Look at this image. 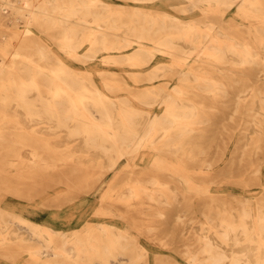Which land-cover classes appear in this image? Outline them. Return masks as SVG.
I'll return each instance as SVG.
<instances>
[{"label":"bare ground","instance_id":"bare-ground-1","mask_svg":"<svg viewBox=\"0 0 264 264\" xmlns=\"http://www.w3.org/2000/svg\"><path fill=\"white\" fill-rule=\"evenodd\" d=\"M238 1L239 10L249 19L241 28L233 20L224 21L223 14L217 12L215 21L173 17L168 12L176 9L183 14L196 8L210 18L214 17V5L223 13ZM179 2L2 0L1 22L22 20L40 29L52 28L51 39L58 42L70 60L85 63L102 54L104 62L135 68L133 76L138 83L173 75L179 79V85L170 90L157 83L132 89L122 77L107 73H102L99 83L91 72L71 66L35 34L11 35L7 45L10 51L6 45V49H0L3 166L16 167V174L26 181L40 182L46 172H53V176L67 180L83 177L90 183L95 174L101 176L125 159L124 173H116L124 177L115 178L113 183L119 184V189L110 188L102 200L115 211L103 207L100 212L108 219L125 218L129 228L150 236L159 228L155 224L170 213L165 209L186 206L192 196L204 200V214L217 211L222 216V210L212 205L222 202V195L207 191L215 197L210 200L193 177L206 184L214 182L211 176L194 172H209L207 168L213 162L206 157V138L208 134L211 138L221 135L222 130L229 131L226 122L233 123L243 116V133L239 131L244 134L242 139L247 140L250 134L253 153L264 148V0H184L186 5ZM85 43L87 49L81 53ZM157 54L170 57L171 62L144 73ZM160 70L165 74L161 75ZM252 76L254 84L249 83ZM247 88L252 93L245 95ZM230 91L233 97L223 102L229 101L230 105L226 104L221 130L214 131L218 103ZM155 106L158 111L153 110ZM151 153L156 154L153 166L144 169L136 163V159L144 160ZM12 157L15 159L10 160ZM254 172H260L258 165ZM2 175L0 172V178ZM76 197L77 194H66L56 201L66 203ZM2 202L0 249L13 261L17 249L28 241L12 226L15 220L44 242L42 246L27 245L34 263L46 253L55 257L44 260L46 264H126L118 255L134 249L139 250L136 257H147V249L128 230L109 222L68 233L25 218L10 199L9 204ZM121 208L130 214L119 212ZM233 213L232 209L224 211L219 226L207 229L208 233H217L216 237L200 236V251L186 252L191 264H264V236L251 244L249 210L241 208L239 222L231 219ZM256 214L264 234V201L257 205ZM187 215L183 213V217ZM183 217L177 213L176 223H184ZM237 233L244 234L249 243L240 242ZM14 241L18 243L13 246ZM137 263L132 257L128 264ZM156 263L178 264L161 259Z\"/></svg>","mask_w":264,"mask_h":264},{"label":"rangeland","instance_id":"rangeland-1","mask_svg":"<svg viewBox=\"0 0 264 264\" xmlns=\"http://www.w3.org/2000/svg\"><path fill=\"white\" fill-rule=\"evenodd\" d=\"M1 1L2 0H0V2ZM164 1L166 0H155V3L158 4ZM180 3L186 5L184 0H181L179 4ZM238 3L237 5L231 7L227 12L224 11L223 13V10H221L220 7L214 5L211 11V16L214 17L210 18L203 16V11L196 8L186 11L183 14L176 9H169L168 12L173 17L198 18L200 21L205 19H214L213 21H215L216 16L214 13L217 12L218 15L223 14L221 19H224L226 22L233 20L237 23L236 27L241 28L249 21V19L241 13L239 10L240 1H238ZM25 12H27L26 9ZM7 18L10 17L7 16ZM2 20V22L0 20V49H6L5 45L8 47L7 45L10 43L11 35H24L25 33L30 35L35 34L40 37L42 41L46 42L52 51H56L61 54L64 61L68 62L71 66L81 72H91L99 83L102 73H107L108 75L116 74L122 77L125 84L127 83L132 89H142L148 85L157 83L160 85H166L170 90L174 86L179 85L177 75H173L168 78L161 77L153 81L135 82L133 76L135 68L112 62H104L102 54H99L97 58L89 60L85 63L70 60L63 54L62 50H60L58 42L51 39V34L53 33L52 28L40 29L37 25H30L22 20L17 22H12L8 19ZM16 44L17 41L13 39V45ZM10 49L11 47H8L9 51ZM86 49L87 44L85 43L80 49V52L84 53ZM170 62V57L157 54L150 65L145 68L144 73L154 70V67L169 65ZM189 62L191 64L193 60H190ZM160 71L161 72L159 73L161 75L165 74L163 70ZM259 76L262 78V75ZM254 77L255 76L249 77L251 79L249 80L250 84L255 83V80H253ZM191 78L194 79L193 76H191ZM261 87H263L262 90L264 91V85ZM244 91H246L245 95L252 93V90L249 88L246 90L244 89ZM232 94V91H230V94L218 103L220 110L216 113V115H218V119L213 127L214 131L220 132L221 130V120L222 117L226 115L225 112H227L226 104L230 105L229 101H227L226 104H223V102L231 99L233 97ZM232 107L233 105L228 108L229 111ZM158 109L159 107H153V110L158 111ZM20 112H23V110ZM240 118L236 119L233 123H225L227 128L230 129L229 131L222 130L221 135H218L217 137L213 136L211 138L208 134V138H206V140L209 141V143L206 142V157L208 160H212V167L207 168L209 172L194 173L209 175L212 177L214 182L206 184L204 183L205 181L202 182L200 179L195 177H193V179L198 185L202 186V188L206 190L204 191V194H206V197L210 200H215V197L211 194H207V191L210 192L211 190L213 194L217 193L222 195V202L212 204L216 206V208L222 210V216L225 215L224 211L230 212V209H232L234 213L231 219L233 221H238L240 219L239 214L241 208L245 206L249 210L250 216L247 218V223L251 229H253V233H251L253 240L251 241L252 243H250L254 245V242L259 237L264 236V234L260 232L259 225L257 223L258 217L256 214L257 205L264 201V148L261 147L254 152L255 154L253 153L252 147L255 148V146H253L252 141H250V134H248L247 140L242 139L244 136V134H242V128L244 126L243 116ZM235 123H238L237 127H233ZM251 130L254 131L255 128L252 127ZM230 131H233L234 133H229ZM247 142L248 144H246ZM249 143H251V145H249ZM25 155L27 154L25 153ZM155 158L156 154L151 153L150 155H147L144 160H142L141 157L136 159V163L142 168L144 167V169L150 168L153 166ZM11 159L15 158L12 157L10 160ZM125 164L126 160L124 159L121 160L113 170H108L101 176H99V173L95 174L91 178L90 183H87V180L83 177L68 178L67 180L65 177L60 178L53 176V172H46L40 182H37V179L35 182L32 180L26 181L25 178L16 174L18 171L16 167H7L6 165L3 166L0 161V172L4 173V175L1 176L2 178H0V181L2 180V183L0 184V202L3 201L2 204H9L10 199L12 201L11 205L21 208V213L25 218L31 221L33 220L35 223L48 225L56 230L68 233L75 229H84V227L87 229V227L90 226H100L106 222H109V224H112L114 227H118L122 230H128L129 235L134 236L133 239L147 249V257L141 259L140 257H136L135 254H139V250L137 249L127 252L126 255L119 254L118 258L126 264L131 261L132 257L135 261H138L137 264H157V259L165 261L174 260L178 264H191L187 260L188 255L186 252L189 251L190 253H197L200 251L202 245V241L199 240L200 236L211 234L207 232V229L219 226L222 216L217 211L207 216L203 213L204 200L192 196L193 198L187 199L188 203L186 206L188 209L186 206L174 209L172 207L167 210L165 209L164 211L170 213L167 218L162 219L161 222H157L155 224L158 225L159 228L155 231V233L151 234V236L147 233H139L134 228H129L127 223L128 221H126L125 218L116 216L114 219H108L107 217H104L100 212V209L104 207L105 209L114 210V208L104 205L105 203L102 202L103 197L107 194L108 190L111 191L110 188L114 189V191L119 189V184L114 185L113 183L115 182V178L124 177L122 175H120V177L116 176V173L118 172L123 174V170L126 168ZM257 165L260 168V172H254ZM197 171H199V169ZM256 175H259V179ZM5 180H9L11 184H9V182L4 183ZM184 188L187 189V186L184 185ZM67 190L72 191V193H66ZM66 194H71V196L73 194H77L78 197L70 202L67 201L66 203H59L56 201L58 196L62 197L66 196ZM19 195L24 197H18ZM119 212H123L127 216L130 214L122 208ZM177 213L178 215H182V217L183 213L188 214L187 217H183L185 219L184 223H176ZM14 222L15 223L12 226L17 229L19 233L23 234L28 241L26 246L17 249V257H15V261H13L10 257L5 256L4 254L6 251L0 249V264H46L44 263V260L49 261L55 258L54 255H51V253H46L41 256V261L35 263L32 262V257L28 255V252L31 251V249L28 248L27 245L32 244L42 246L44 242L42 239L31 235L24 224H18L16 223V220ZM211 235L216 237L215 235H217V233ZM237 238L242 243H249L242 233H237ZM17 243L18 242L15 243L14 241L11 245L14 246ZM228 253H231L230 250H228ZM201 258H203V256H201ZM26 260H29V262H26Z\"/></svg>","mask_w":264,"mask_h":264}]
</instances>
